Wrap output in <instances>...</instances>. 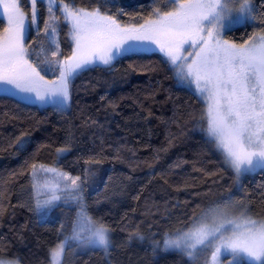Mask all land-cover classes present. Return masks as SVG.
<instances>
[{"label":"trees","instance_id":"obj_1","mask_svg":"<svg viewBox=\"0 0 264 264\" xmlns=\"http://www.w3.org/2000/svg\"><path fill=\"white\" fill-rule=\"evenodd\" d=\"M252 2L255 20L225 32L228 41L240 45L264 32V0ZM22 3L30 12V0ZM65 3L99 8L122 25L155 18L157 7L170 10L167 0ZM37 6L41 27L27 38L30 53L49 47L47 6L41 0ZM56 16L57 59H63L72 54L74 43L59 11ZM5 26L0 18V31ZM29 59L38 63L34 55ZM41 75L55 80L58 73L41 70ZM69 88L71 100L62 111L0 95V258L50 264L49 248L57 243L61 224L67 232L79 211L71 190L50 210L33 211L34 183L53 174L38 168L34 181L32 164L79 177L88 214L112 229L107 254L66 247L62 264H206L208 252L190 259L180 250H163L165 237H176L209 208L231 199L264 221V170L237 179L208 135L206 102L178 80L163 53L141 51L112 65L85 68ZM59 149L65 151L58 154Z\"/></svg>","mask_w":264,"mask_h":264},{"label":"snow or ice","instance_id":"obj_2","mask_svg":"<svg viewBox=\"0 0 264 264\" xmlns=\"http://www.w3.org/2000/svg\"><path fill=\"white\" fill-rule=\"evenodd\" d=\"M41 2L47 6L44 32L49 47L46 52L41 48L40 53H30L24 41L26 33L37 25L38 0H30L29 13L20 0H0V16L6 17V26L0 31V93H34V97L22 98L30 103H50L62 111L71 100L70 81L85 67L111 65L118 58L152 51L151 45H156L176 70L178 80L194 84L206 102L208 135L237 179L264 170V32L240 45L222 38L234 25L255 20L252 0H167L170 10L157 7L155 18L128 25L101 13L99 8L88 11L65 0ZM56 11L69 26L75 44L72 54L63 59H57ZM185 45L190 51L186 52ZM33 55L38 63L29 59ZM53 69L57 79L46 80L41 75V70ZM23 146L21 143L20 148ZM64 151L59 149L58 154ZM31 167L34 181L38 168L53 174L45 181L46 191L35 197L33 211L40 214L50 210L70 189L79 208L67 232L61 224L58 241L49 248L50 264H62L66 247L69 251L73 247L101 249L107 254L112 229L101 218L88 214L77 184L80 178L43 164ZM33 186L39 193V183ZM232 207L226 203L209 208L186 231L175 238L166 236L163 250H180L190 259L208 252L206 264H222V257H230L228 264H264V221L254 219L243 207L233 213ZM0 264L19 261L0 258Z\"/></svg>","mask_w":264,"mask_h":264},{"label":"rangeland","instance_id":"obj_3","mask_svg":"<svg viewBox=\"0 0 264 264\" xmlns=\"http://www.w3.org/2000/svg\"><path fill=\"white\" fill-rule=\"evenodd\" d=\"M20 4H21V7L23 8V10L26 12V13H29V11L28 10H26V8H25V6L23 5V3H22V0H20ZM45 5H46V3H44ZM0 18L2 19H4L5 20V22H6V17H3V16H0ZM251 21L252 20H250V21H248L247 23H251ZM247 23H245V24H247ZM225 24H227V21H225ZM245 24H237V25H234L231 29H234L235 27H238V26H243V25H245ZM32 30V29H31ZM228 30H225L224 31V33L225 32H227ZM223 33V39H226L225 38V34ZM31 34V31L30 32H28V33H26V36H25V45H27V43H26V41H27V38L29 37V35ZM71 39H72V37H71ZM227 40V39H226ZM73 41V40H72ZM73 43H74V41H73ZM236 44V43H235ZM237 45H239V44H237ZM74 47H75V44H74ZM151 48L153 49V50H156L157 49V46L156 45H151ZM185 50H186V52L187 51H190V49H188V46L187 45H185ZM189 60H191V57H189ZM115 62V60L113 61V63ZM112 63V64H113ZM111 64V65H112ZM97 65H100V64H97ZM100 66H104V65H100ZM88 67H93V66H87V67H85V68H88ZM84 68V69H85ZM187 86H189L193 91H195L199 96H200V94L196 91V89H195V85L194 84H189L187 81H183ZM70 86V85H69ZM0 95H5V94H3V93H0ZM24 95H32L33 97H34V93L33 94H23V93H21V94H18V95H10V96H13V97H15V98H19V99H21V100H23V101H25L22 97L24 96ZM201 97V96H200ZM202 98V97H201ZM203 99V98H202ZM204 100V99H203ZM25 102H27V101H25ZM28 103V102H27ZM30 103V102H29ZM31 104H34V105H37V106H40V107H47V108H55L52 104H50V103H44V102H41V101H39V100H35V102H31ZM67 108V107H66ZM56 109V108H55ZM23 145H24V143H22ZM60 171V170H59ZM258 171H260V170H258ZM62 172V171H61ZM257 172V171H256ZM52 174V173H51ZM46 180H48V179H45V180H43V178H42V182H38L39 183V187H40V192L38 193L37 192V189L36 188H34V193H33V195H32V197H33V201L35 202V197L38 195V194H41L42 195V193L44 192V191H46V189H45V187H44V185H45V181ZM64 183H70V182H68V181H65ZM71 190V189H70ZM35 192H36V194H35ZM83 197H84V195H83ZM228 203H231L232 204V208L230 209L233 213H236V212H239V210L242 208V206L240 205V203L237 201V199H231V201H229ZM172 238H175V237H172ZM111 241H112V238H111ZM2 259H5V258H2ZM230 259V257H222L221 258V260H222V264H228V260ZM5 260H9V259H5ZM14 260V259H13ZM9 261H12V260H9ZM20 264V263H19Z\"/></svg>","mask_w":264,"mask_h":264},{"label":"water","instance_id":"obj_4","mask_svg":"<svg viewBox=\"0 0 264 264\" xmlns=\"http://www.w3.org/2000/svg\"><path fill=\"white\" fill-rule=\"evenodd\" d=\"M40 27H41V20H40V9H38V6H37V25L33 26L32 30L36 33V32H39L37 31V29L40 30Z\"/></svg>","mask_w":264,"mask_h":264}]
</instances>
